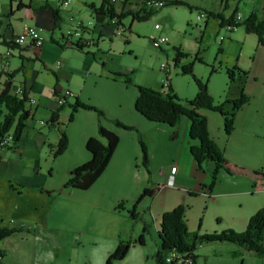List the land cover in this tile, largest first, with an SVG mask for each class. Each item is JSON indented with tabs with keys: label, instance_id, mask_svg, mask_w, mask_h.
Returning a JSON list of instances; mask_svg holds the SVG:
<instances>
[{
	"label": "rangeland",
	"instance_id": "1",
	"mask_svg": "<svg viewBox=\"0 0 264 264\" xmlns=\"http://www.w3.org/2000/svg\"><path fill=\"white\" fill-rule=\"evenodd\" d=\"M7 1L0 4L8 10ZM144 1L116 0L113 5L137 13ZM163 1L165 5L146 21L124 17L120 35L110 17L102 23L95 19L91 6L99 9L102 0H68L69 6L62 0H33L35 8L48 4L50 9L34 16L29 13L23 20V26L37 28L45 42L43 56L29 65L25 76L16 75L17 82L26 79L38 105L26 103L34 116L27 121L20 143L0 147V228H22L0 240L5 264H105L109 241L118 236L133 248L121 264H157L152 258L160 242L155 227L163 214L183 202L189 206L188 230L199 235L242 233L264 206V189H254L250 174L220 169L210 189L215 164L204 162L198 169L182 151L181 138L170 137L166 128L147 126L134 107L138 87L166 93L165 82L180 99H194L198 89L193 76L207 82L214 105L224 104L227 112L233 108L230 101L247 97L251 114L241 121L236 116L231 135L225 132L223 116L206 110L208 131L227 159L264 173V57L259 40L242 25L220 27V20L209 14L246 19L254 13L262 22L264 0H182L184 6ZM58 7L63 24L53 35L57 43L49 31L52 11ZM202 13L206 18H200ZM79 24L83 27L77 31L95 45L82 50L64 45L68 32L73 35L71 44L79 40L74 35ZM159 38L166 43L156 44ZM177 49L186 57L176 63ZM191 62L193 74H183L182 67ZM233 69L235 77L230 81L228 70ZM124 74L130 77L129 84L124 83ZM54 89L70 96L60 110L59 123L51 125V109L59 102ZM77 98L101 109L104 118L79 110L70 121ZM98 120L114 127L117 120L134 130L117 127L123 134L117 154L89 190L63 189L75 163L89 156L81 137ZM63 131L68 148L55 157L52 148ZM178 155L179 166L171 161ZM169 174L175 175L171 185H167ZM144 187L154 194L141 201L131 218ZM146 223L141 247L135 241ZM195 253V264H264V258L233 243L202 241Z\"/></svg>",
	"mask_w": 264,
	"mask_h": 264
},
{
	"label": "trees",
	"instance_id": "2",
	"mask_svg": "<svg viewBox=\"0 0 264 264\" xmlns=\"http://www.w3.org/2000/svg\"><path fill=\"white\" fill-rule=\"evenodd\" d=\"M128 1L129 0H125V4H127ZM113 4L114 2H111L110 0H102V5L99 9L91 6L95 19L98 22H102L106 16L110 17V20L117 18L118 25H121V20L128 15H131L136 21L141 22L148 20L155 13L153 9H147L145 7L137 13L132 10H118ZM166 5L184 6L186 3L182 2V0H173L167 2ZM23 7H25V5L22 2H19L18 8L22 9ZM209 14L220 20V27L226 26L235 28L242 25V27L245 28L246 33L255 34L259 40V45L264 47V20L258 22L256 14L253 13L244 21L240 22L235 21V15L229 19H225L221 14L215 15L212 11L209 12ZM53 17L55 27L60 26V18L57 10L53 11ZM0 44H3L6 47H12L13 49L16 48L12 45L10 40L4 39ZM73 45L80 50L84 48L78 42ZM184 57H186V55L177 49L175 62L177 63L178 61H181ZM24 69L25 67L22 65L18 73H23V71H25ZM235 70L236 69L228 70L230 81H233L235 77ZM182 72L186 75H192V62L184 65L182 67ZM124 76L126 77L124 83L129 84L131 82L130 77L127 74H124ZM8 77V80H6L0 90V147H3L1 145L2 139L9 133L12 135L14 143L13 147H16L22 139L23 132L27 126V121L33 117L31 111L28 110L26 106L27 95L24 94L22 97L14 95L12 92L14 76L10 74ZM193 79L198 91L196 92L195 98L192 100L180 99L170 84L167 86L169 91L166 93L154 91L149 89V87H138L136 105H134L135 111L147 119L148 122L160 123L170 128H178L180 121L184 118H187L190 121L189 139L193 142V144L190 145V154L195 160L198 166L197 168L200 169L204 162H213L215 164L214 170L210 173L212 179L210 189L213 187L214 183H216L217 174L220 169L229 172H237L238 174H250L255 181L254 189H264V173L238 167L235 163L224 156V151H222V149L211 138L208 131V117L202 113V111L205 110L220 113L225 121V132L227 135H231L234 129L237 112L248 102V98L241 95L240 98L230 101L229 103H232L233 108L230 112H227L224 110V104L214 105V99L209 93L210 91L207 82L194 76ZM53 92L58 99L61 98L64 102L59 105L58 110L51 113L49 119L51 125L59 123L60 110L64 104L67 103V96H70H62L56 89H54ZM72 110L73 114L71 115L70 121L79 110L95 112L99 117L104 118V113L101 109L87 105L86 103L81 102L78 98L72 105ZM114 124L118 128L134 130L132 127L122 125L117 120L114 121ZM98 132V136L90 137L85 144L90 159L71 171L63 189L79 191L89 190L94 182L103 175L107 166L110 164L114 151L117 150L119 146V137L114 130L104 126L100 120H98ZM139 143L145 154V148L141 141V137H139ZM67 148L68 139L63 131L57 146L55 145L52 148L53 155L55 157L61 156ZM153 194V189L144 187L141 195L134 204L133 210L130 211L131 218L136 217L135 211L141 201L144 198H151ZM188 210L189 206L182 203L172 211L162 215L158 230L160 242L154 257L157 264H167L165 258L173 249L183 254L187 253L186 259H189L191 263L195 264L197 258L195 253L196 245L202 241L208 243H233L236 246L252 252L257 257L264 258V206L250 218L247 228L244 232L239 234L235 233L233 230H226L222 234L213 233L210 235H199L197 232H189L186 218ZM148 226V224H145L142 227V232L135 241L136 244H144V235ZM18 231H22V228H0V240L9 238ZM131 247L132 243L126 240H120L114 252L107 256L105 264H116L117 262L122 261L129 253ZM0 264H5L2 254H0Z\"/></svg>",
	"mask_w": 264,
	"mask_h": 264
},
{
	"label": "crops",
	"instance_id": "3",
	"mask_svg": "<svg viewBox=\"0 0 264 264\" xmlns=\"http://www.w3.org/2000/svg\"><path fill=\"white\" fill-rule=\"evenodd\" d=\"M64 1L65 0H62V4H63ZM0 2H1V0H0ZM7 2H8L7 5L9 6V7L7 6L8 10L4 9L3 5L0 4V37H1L0 38V43L4 39L11 40L13 37L21 34L23 32V30L27 28V27L23 26V20H24V18L26 16H28L29 13H31L32 16H34V13L36 11H43V10L47 11L48 9H50V6L48 4H46V5L44 4V5L39 6L38 8H35L34 5H33V0H17V1L8 0ZM19 2H22L25 5V7H23L22 9H19L18 8ZM55 10H57L58 16L60 18V21H59V25L60 26L55 27V22H54V17H53V21H52L53 26H52V29L49 32L52 34V41L58 43L59 40H55L53 35H54V32H55L56 29H59V31H61L63 20H62V17H61L60 7L53 9V11H55ZM74 10L75 9H73L72 11H74ZM53 11H52V14H53ZM22 16H24V17H22ZM242 19H243V17H242ZM103 21H104V19L102 20V22ZM63 39H65L64 35L62 36V40ZM67 39H65L64 45L65 46H67V45H72L73 46V44L70 43L71 42L70 40L73 39L72 36H69V38L67 37ZM86 40H88V39H85L82 36L81 40L80 41L77 40V42L80 45H82L83 47H86V46H88V45H85V43H84V42H86ZM82 43H84V44H82ZM44 45H45V42L43 41V44H42V46L39 49H34L33 47H31L29 45L25 46L23 48H15V49H13L14 51L12 52V55L10 57H8V58H5L4 55H5L7 47L4 46L3 44H0V89L5 84L6 80H8V78H9L8 76L10 74H12L14 76V78H13L14 84L13 85L14 86L23 85L27 89L29 94L32 97H34L33 94H32L31 89L27 85L26 79H25L24 82H17L16 81V75L19 74L18 72L20 71L22 65L25 67V69H24L25 71H23V73H21V74L24 75V76L26 75V71H28L29 65L32 62H35L38 58H41V56H43ZM93 45H95V42H93L90 46H93ZM56 49L61 51L59 48H56ZM260 50H261V56L264 57V47L260 46ZM16 60L19 61V65H14V61H16ZM35 105H38L37 102L35 103ZM248 108H250V105L246 104L243 108L240 109V111L237 112L236 116L239 118L240 121L243 120L244 118L249 117V115L251 114V111L247 110ZM58 109H59V104H56L55 107L51 109V112H53L55 110H58ZM34 111L36 112L37 108H35ZM84 111H86V110H84ZM206 112H207L206 110L202 111V113L207 116ZM31 113L34 116V112H31ZM139 117H141V119H142L141 121L142 122L147 123V126H153V127L157 126L159 128L162 127V129L166 128V129H168L167 133H169V135H171L170 137L174 136L176 138H178V137L181 138L182 139V144L184 145V148H183L182 151L186 155V158H188L189 160L191 159L192 161H194V159L192 158V155L190 154V145L193 144V142L189 139V122L190 121L187 118H184L182 121H180V124H179L178 128H170V127L165 126V125L160 124V123L148 122V120L145 119L142 116H139ZM110 124L109 125L103 124V125L108 127L109 129L114 130L117 133V135L119 137V141H120L119 142V146H120L123 134L120 132V130H117L118 129L117 127H114L113 125H110ZM148 124H151V125H148ZM141 128H143V127H141ZM149 128H152V127H149ZM162 129H160V130L165 134L166 133V132H164L165 130H162ZM173 131H175V132L173 133ZM145 132H147V130ZM148 133L149 132H147L146 135H148ZM98 134H99V132H98V121H97V125H95V124H94V126L92 125V127H90L88 129V131L86 130L82 134L81 142H84V144H85L86 141L90 137L98 136ZM176 138H175V140H176ZM116 154H117V152L115 150L114 154L112 156V159L115 157ZM180 155L174 157L176 160H174V159L171 160L174 163H176L178 166H179V162H181V161H179V159L181 158ZM89 159H90V155L88 157H86V155L81 156V158L79 159V161L77 163H75L73 168H75V166L77 164H80V163L82 164L84 162H87ZM112 159H111V161H112ZM153 159H154L153 163L155 164V156H153ZM159 165H161V164H159ZM159 165H156L155 167L158 168ZM169 176H172L173 178H175L174 174H169ZM176 180H177V178H176ZM183 203H185V202H183ZM138 207L136 208V211H138ZM186 218H187V213H186ZM159 227H160V225H157V227H155L157 231L159 230ZM120 240H123L121 238V236H118V238H115L114 240H113V238H111V240L109 241V244H108V246L106 248V252H107L106 258L112 252H114V250L117 247L118 242ZM143 245H139V246L142 247ZM132 249L133 248L131 247L129 253L127 254V256L130 255ZM156 252H153V257L152 258L154 260H155L154 257H155ZM125 258H126V256H125ZM125 258L122 261L117 262L116 264H121L125 260Z\"/></svg>",
	"mask_w": 264,
	"mask_h": 264
},
{
	"label": "built area",
	"instance_id": "4",
	"mask_svg": "<svg viewBox=\"0 0 264 264\" xmlns=\"http://www.w3.org/2000/svg\"><path fill=\"white\" fill-rule=\"evenodd\" d=\"M15 1H17V0H15ZM110 1L115 2L116 0H110ZM63 5L68 6L69 5L68 0H65L63 2ZM164 5H165V2L163 0H145L143 2V7L147 8V9L151 8L153 10L160 9ZM205 16H206V14L202 13L200 18H206ZM244 20L242 19L241 15L235 17L236 22H240V21H244ZM111 22L113 25H116L115 30L117 31V33H120V35H121V31L119 30L120 27L118 25V22L115 19H113ZM81 27H83V25L79 24L78 27H76V29H75L76 31L74 34L75 37L79 38V41L81 40L82 35L77 31V29H79ZM159 27H160L159 25H156L155 28L158 29ZM68 36H73V35H72V33L68 32ZM10 41L12 42V45L15 46L16 48H23V47L29 45V46L33 47L34 49H39L42 46L44 39L42 38L40 31L37 28L27 27L26 29L23 30V32L21 34L13 37ZM166 41L167 40L165 38H159L156 41V44L166 43ZM84 43H85V45L90 46L93 42L86 40V42H84ZM84 43H82V44H84ZM13 51L14 50L12 47H7L4 57L5 58L10 57L12 55ZM59 65H60V63H58V66ZM164 86L167 87L168 83L165 82ZM12 92L14 95H16L18 97H22L24 94H26L27 95V104L35 105V103H36L35 98L29 94V92L27 91V89L23 85L12 86ZM58 100H59V102H58L59 105H61L64 102V100L61 98ZM10 142H13L11 133L7 134L2 139L1 145L2 146H8L10 144ZM173 182H174L173 177L170 176V178L168 179L167 185H171ZM186 258H187V253L183 254V253H180V252L173 249L168 253L167 257L165 258V262L167 264H193V263L186 262Z\"/></svg>",
	"mask_w": 264,
	"mask_h": 264
},
{
	"label": "bare ground",
	"instance_id": "5",
	"mask_svg": "<svg viewBox=\"0 0 264 264\" xmlns=\"http://www.w3.org/2000/svg\"><path fill=\"white\" fill-rule=\"evenodd\" d=\"M186 262L191 263V262L189 261V259H186Z\"/></svg>",
	"mask_w": 264,
	"mask_h": 264
}]
</instances>
